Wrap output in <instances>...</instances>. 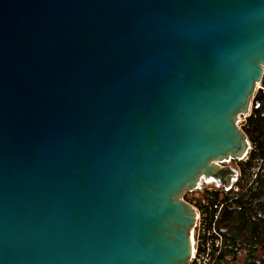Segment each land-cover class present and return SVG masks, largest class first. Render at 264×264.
Returning <instances> with one entry per match:
<instances>
[{
  "label": "water",
  "instance_id": "1",
  "mask_svg": "<svg viewBox=\"0 0 264 264\" xmlns=\"http://www.w3.org/2000/svg\"><path fill=\"white\" fill-rule=\"evenodd\" d=\"M264 75V0H0V264H186Z\"/></svg>",
  "mask_w": 264,
  "mask_h": 264
},
{
  "label": "trees",
  "instance_id": "2",
  "mask_svg": "<svg viewBox=\"0 0 264 264\" xmlns=\"http://www.w3.org/2000/svg\"><path fill=\"white\" fill-rule=\"evenodd\" d=\"M259 85L256 104L241 123L250 148L246 159L234 160L242 190L233 200L235 207L224 202L215 222L223 238L219 260L225 264H264V75Z\"/></svg>",
  "mask_w": 264,
  "mask_h": 264
},
{
  "label": "built area",
  "instance_id": "3",
  "mask_svg": "<svg viewBox=\"0 0 264 264\" xmlns=\"http://www.w3.org/2000/svg\"><path fill=\"white\" fill-rule=\"evenodd\" d=\"M240 117L244 120L246 115ZM246 157L247 155L236 161L244 160ZM231 161L234 162V160H229L221 164L227 165ZM236 161L234 167L232 164L229 166L235 170V173H238V176L231 177L228 187H224L212 179L201 178L196 188L186 190L182 195V199L195 212L194 225L190 232L191 253L186 264H225L219 260L223 238L215 222L224 202L229 200L231 206L235 207L233 200L242 190L243 178ZM210 211L214 212V217L211 220L209 219Z\"/></svg>",
  "mask_w": 264,
  "mask_h": 264
},
{
  "label": "rangeland",
  "instance_id": "4",
  "mask_svg": "<svg viewBox=\"0 0 264 264\" xmlns=\"http://www.w3.org/2000/svg\"><path fill=\"white\" fill-rule=\"evenodd\" d=\"M259 87H260V85H259V83H258L256 89L259 88ZM242 122H243L242 117H239V119H238V123H239V125H241ZM230 164H232L233 167L235 166V163L232 162V161L229 162V165H230ZM235 168H236V167H235ZM236 169H237V168H236ZM238 169H239V167H238ZM238 169H237V171H238ZM239 170H240V169H239ZM234 176L237 177V176H238V173H235Z\"/></svg>",
  "mask_w": 264,
  "mask_h": 264
},
{
  "label": "flooded vegetation",
  "instance_id": "5",
  "mask_svg": "<svg viewBox=\"0 0 264 264\" xmlns=\"http://www.w3.org/2000/svg\"><path fill=\"white\" fill-rule=\"evenodd\" d=\"M226 166H229V164H227Z\"/></svg>",
  "mask_w": 264,
  "mask_h": 264
}]
</instances>
